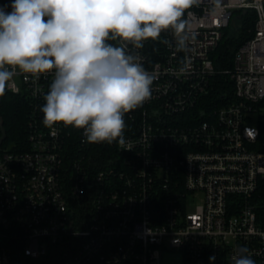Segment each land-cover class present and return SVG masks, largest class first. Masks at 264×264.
I'll list each match as a JSON object with an SVG mask.
<instances>
[{
	"label": "built area",
	"instance_id": "obj_1",
	"mask_svg": "<svg viewBox=\"0 0 264 264\" xmlns=\"http://www.w3.org/2000/svg\"><path fill=\"white\" fill-rule=\"evenodd\" d=\"M246 10L248 38L219 68L214 52ZM182 19L181 49L171 29L140 48L108 41L155 77L151 98L124 113L122 146L45 126L56 70H16L5 92L29 107L21 149L1 140L0 111V264L49 253L63 264H162L164 252L233 264L240 247L264 264V0H197Z\"/></svg>",
	"mask_w": 264,
	"mask_h": 264
},
{
	"label": "clouds",
	"instance_id": "obj_2",
	"mask_svg": "<svg viewBox=\"0 0 264 264\" xmlns=\"http://www.w3.org/2000/svg\"><path fill=\"white\" fill-rule=\"evenodd\" d=\"M197 0H12L0 5V96L23 73L55 69L43 123L82 129L88 143L125 144L124 113L151 98L154 76L127 51L171 29L181 49L185 11ZM11 11H8V8ZM7 66V67H6ZM255 129H245L255 138ZM215 257H209L213 261ZM233 264H256L246 247Z\"/></svg>",
	"mask_w": 264,
	"mask_h": 264
},
{
	"label": "trees",
	"instance_id": "obj_3",
	"mask_svg": "<svg viewBox=\"0 0 264 264\" xmlns=\"http://www.w3.org/2000/svg\"><path fill=\"white\" fill-rule=\"evenodd\" d=\"M0 2L2 5H10L12 0H0ZM8 11H11L10 7ZM240 14L241 28L233 33L231 27L227 28L225 30V36L214 52V59L219 68L230 66L235 50L248 38L245 28L253 26L255 17L253 12L246 10L245 12L240 11ZM28 107V100L22 95L5 92L4 95L0 97V111L4 119V126L8 136L7 143H9L12 148L21 149L19 144L26 140ZM29 260L31 264H63V257L61 254L55 255L49 253L46 256Z\"/></svg>",
	"mask_w": 264,
	"mask_h": 264
},
{
	"label": "rangeland",
	"instance_id": "obj_4",
	"mask_svg": "<svg viewBox=\"0 0 264 264\" xmlns=\"http://www.w3.org/2000/svg\"><path fill=\"white\" fill-rule=\"evenodd\" d=\"M235 24L236 23H234V26ZM179 260H180V256L178 254H174L173 252H164L162 254V260H161L162 264H178Z\"/></svg>",
	"mask_w": 264,
	"mask_h": 264
},
{
	"label": "water",
	"instance_id": "obj_5",
	"mask_svg": "<svg viewBox=\"0 0 264 264\" xmlns=\"http://www.w3.org/2000/svg\"><path fill=\"white\" fill-rule=\"evenodd\" d=\"M2 130H3V135H2L1 140L4 139L6 137V135H7L6 129H5V127L3 125H2Z\"/></svg>",
	"mask_w": 264,
	"mask_h": 264
}]
</instances>
